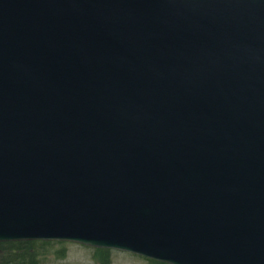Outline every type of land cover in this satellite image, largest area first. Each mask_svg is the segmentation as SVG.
<instances>
[{
    "label": "water",
    "instance_id": "95a60500",
    "mask_svg": "<svg viewBox=\"0 0 264 264\" xmlns=\"http://www.w3.org/2000/svg\"><path fill=\"white\" fill-rule=\"evenodd\" d=\"M264 264V0H0V241Z\"/></svg>",
    "mask_w": 264,
    "mask_h": 264
},
{
    "label": "rangeland",
    "instance_id": "374dc122",
    "mask_svg": "<svg viewBox=\"0 0 264 264\" xmlns=\"http://www.w3.org/2000/svg\"><path fill=\"white\" fill-rule=\"evenodd\" d=\"M7 243H0V257L7 253L23 256L20 260V257L16 258L17 262L13 260L11 264H159L130 251L98 248L69 241H30L25 249L20 250H15L16 244Z\"/></svg>",
    "mask_w": 264,
    "mask_h": 264
},
{
    "label": "trees",
    "instance_id": "16d2710c",
    "mask_svg": "<svg viewBox=\"0 0 264 264\" xmlns=\"http://www.w3.org/2000/svg\"><path fill=\"white\" fill-rule=\"evenodd\" d=\"M7 244H16L15 250H20V249H25L27 245H29V242H8ZM13 253H17V252H13ZM18 257H20L18 260L23 258V256L19 254H17L16 256H12V253H7L4 257L3 256L0 257L1 258L0 264H11L13 260L17 262L18 260H15V259Z\"/></svg>",
    "mask_w": 264,
    "mask_h": 264
}]
</instances>
